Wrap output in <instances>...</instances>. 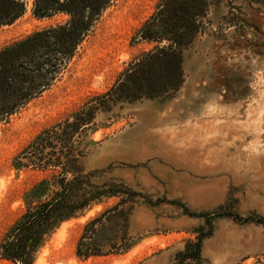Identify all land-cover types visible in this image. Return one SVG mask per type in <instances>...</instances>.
<instances>
[{"label": "rangeland", "instance_id": "374dc122", "mask_svg": "<svg viewBox=\"0 0 264 264\" xmlns=\"http://www.w3.org/2000/svg\"><path fill=\"white\" fill-rule=\"evenodd\" d=\"M21 1L24 14L0 27V51L70 21L66 13L37 18L34 0ZM165 1L110 0L45 74V89L0 117V244L64 176L61 166L21 155L98 98L110 100L135 64L170 44L141 39ZM206 2L181 53L179 88L105 100L70 141L83 173L111 194L62 222L32 264H264V0ZM164 59L147 64L158 70ZM16 261L0 256V264Z\"/></svg>", "mask_w": 264, "mask_h": 264}, {"label": "trees", "instance_id": "16d2710c", "mask_svg": "<svg viewBox=\"0 0 264 264\" xmlns=\"http://www.w3.org/2000/svg\"><path fill=\"white\" fill-rule=\"evenodd\" d=\"M109 1L34 0L33 15L37 18L56 13H66L71 18L65 26L34 33L0 51V117L12 114L45 89L48 84L45 74L53 69L54 64L72 54ZM207 6L206 0H166L159 8L163 16L144 26L141 39L159 43L168 40L170 44L135 64L132 71L119 80L112 95L108 94L110 100L98 98L72 120L42 134L21 155L26 164L61 166L64 176L58 180V188L52 198L30 208L15 223L9 236L0 244L1 258L32 264L43 240L62 222L111 194L104 186L91 182V173H83L77 158H74L70 141L92 124L95 111L104 110L100 107L105 100L132 103L175 92L182 82V50L199 31V21L205 16ZM24 12L25 4L21 0H0V27L13 24ZM158 56L166 59L165 64L158 65L160 67L156 70L152 64H147L150 62L147 59ZM67 173H71L70 179L66 178Z\"/></svg>", "mask_w": 264, "mask_h": 264}, {"label": "bare ground", "instance_id": "6f19581e", "mask_svg": "<svg viewBox=\"0 0 264 264\" xmlns=\"http://www.w3.org/2000/svg\"><path fill=\"white\" fill-rule=\"evenodd\" d=\"M252 102H253V100H252ZM260 105H261V104H260ZM261 106H262V105H261ZM263 113H264V112H263ZM255 114H256V113H255ZM258 117H259V116H258ZM247 119H249V118H247ZM250 119H251V118H250ZM250 121H251V120H250ZM254 121H255V120H254ZM63 224H64V223H62L61 226H62ZM37 258H38V257H37ZM37 258H36V259H37Z\"/></svg>", "mask_w": 264, "mask_h": 264}, {"label": "water", "instance_id": "95a60500", "mask_svg": "<svg viewBox=\"0 0 264 264\" xmlns=\"http://www.w3.org/2000/svg\"><path fill=\"white\" fill-rule=\"evenodd\" d=\"M16 263H17V264H21V262H20V261H16Z\"/></svg>", "mask_w": 264, "mask_h": 264}]
</instances>
